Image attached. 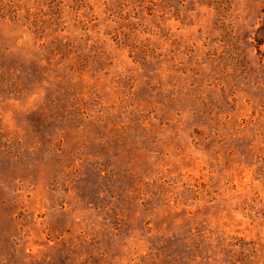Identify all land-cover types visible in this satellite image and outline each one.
<instances>
[{"label":"rangeland","instance_id":"374dc122","mask_svg":"<svg viewBox=\"0 0 264 264\" xmlns=\"http://www.w3.org/2000/svg\"><path fill=\"white\" fill-rule=\"evenodd\" d=\"M0 264H264V0H0Z\"/></svg>","mask_w":264,"mask_h":264}]
</instances>
